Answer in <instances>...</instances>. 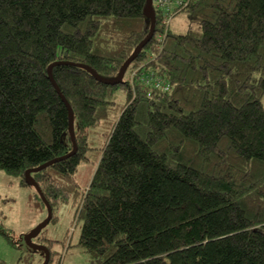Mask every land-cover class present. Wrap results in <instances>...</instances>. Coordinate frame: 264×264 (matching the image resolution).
<instances>
[{
    "label": "trees",
    "instance_id": "obj_1",
    "mask_svg": "<svg viewBox=\"0 0 264 264\" xmlns=\"http://www.w3.org/2000/svg\"><path fill=\"white\" fill-rule=\"evenodd\" d=\"M146 1L0 0V169L31 185L27 169L73 150L48 74L72 62L53 75L77 150L32 172L51 221L81 202L78 244L94 264H264V0H188L173 16L198 24L186 32L156 9L119 83L76 65L116 77L150 31ZM43 232L34 241L55 264ZM0 233L16 243L1 221ZM35 253L43 262L30 248L25 259Z\"/></svg>",
    "mask_w": 264,
    "mask_h": 264
},
{
    "label": "rangeland",
    "instance_id": "obj_2",
    "mask_svg": "<svg viewBox=\"0 0 264 264\" xmlns=\"http://www.w3.org/2000/svg\"><path fill=\"white\" fill-rule=\"evenodd\" d=\"M197 28L183 12L176 15L171 23L174 32H186L189 28ZM120 100H124L120 95ZM95 170V163L85 161L79 165L77 180L85 191ZM83 191V192H84ZM35 192L33 185L21 184L20 176L0 169V221L8 234L13 236L15 244L5 234L0 233V264H41V255L34 254L25 259L29 247L24 236L47 216V209L37 211L35 208ZM81 205V202H80ZM78 204V208L80 206ZM46 208V207H45ZM78 208L71 203L60 205L59 218L50 221L44 227L43 235L52 241V249L56 251L54 263L57 264H94L89 254L78 244L82 220L78 218Z\"/></svg>",
    "mask_w": 264,
    "mask_h": 264
},
{
    "label": "water",
    "instance_id": "obj_3",
    "mask_svg": "<svg viewBox=\"0 0 264 264\" xmlns=\"http://www.w3.org/2000/svg\"><path fill=\"white\" fill-rule=\"evenodd\" d=\"M144 14L147 16V18L150 21V31L148 33V35L136 46L135 50L133 51V53L128 57V59L123 63V65L121 66L118 74L116 77L114 78H106V77H102L93 67H91L88 64H84V63H76V65L81 66L83 68H86L87 70H89L98 80L103 81L105 83H111V84H115V83H119L123 80L124 75L129 67V65L131 64V62L139 55L140 51L144 48V46L149 42V40L153 37L155 31H156V8L154 6L153 0H147L146 4L144 6ZM59 63H66V64H71L72 62H67V61H56L54 63H52L49 66L48 69V74H49V78L51 80V82L53 83L55 89L57 90V92L60 94L63 102L65 103L67 109H68V113H69V130H70V134L71 137L73 139L74 142V148L73 150L65 155L59 156V157H55L49 161H46L36 167H32L26 170L25 175H26V179L27 182L31 185H33L36 188V191L39 193L41 199L43 200V202L45 203L46 207H47V216L41 221L39 222L31 231H29L27 234H25L24 239L26 244L28 245V247L30 249L33 250H41L44 255L45 258L43 260V262L41 264H48L49 260H50V249L41 243H37L34 241V238L39 235L41 233V231L43 230V228L45 226H47V224L51 221L52 215H53V209L51 204L49 203V201L47 200L46 196L44 195L40 185L38 184V182L35 180V178L32 175V172H37L40 171L50 165H52L53 163L63 160L67 157H69L70 155L74 154L77 150V143L75 140V125H74V111L73 108L71 106V104L69 103L68 99L66 98V96L62 93L59 85L57 84L54 75H53V67L56 64Z\"/></svg>",
    "mask_w": 264,
    "mask_h": 264
},
{
    "label": "built area",
    "instance_id": "obj_4",
    "mask_svg": "<svg viewBox=\"0 0 264 264\" xmlns=\"http://www.w3.org/2000/svg\"><path fill=\"white\" fill-rule=\"evenodd\" d=\"M156 9H159L162 15V24L169 26L176 11L188 4V0H153ZM137 71L135 70L133 74ZM154 80V77H147L146 83Z\"/></svg>",
    "mask_w": 264,
    "mask_h": 264
},
{
    "label": "crops",
    "instance_id": "obj_5",
    "mask_svg": "<svg viewBox=\"0 0 264 264\" xmlns=\"http://www.w3.org/2000/svg\"><path fill=\"white\" fill-rule=\"evenodd\" d=\"M174 19V18H173ZM173 19H172V21H173ZM172 21H171V23H172ZM170 28H171V24H170Z\"/></svg>",
    "mask_w": 264,
    "mask_h": 264
}]
</instances>
